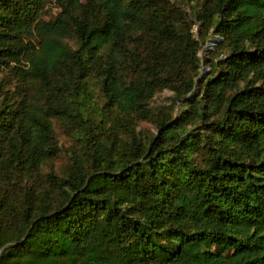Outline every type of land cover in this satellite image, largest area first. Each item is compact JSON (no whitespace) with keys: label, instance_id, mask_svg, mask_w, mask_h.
I'll return each instance as SVG.
<instances>
[{"label":"trees","instance_id":"trees-1","mask_svg":"<svg viewBox=\"0 0 264 264\" xmlns=\"http://www.w3.org/2000/svg\"><path fill=\"white\" fill-rule=\"evenodd\" d=\"M54 3L0 0V264H264V0Z\"/></svg>","mask_w":264,"mask_h":264},{"label":"rangeland","instance_id":"rangeland-1","mask_svg":"<svg viewBox=\"0 0 264 264\" xmlns=\"http://www.w3.org/2000/svg\"><path fill=\"white\" fill-rule=\"evenodd\" d=\"M180 7L183 9V11H185L186 13L189 14L188 20L192 24V28H191L192 32L196 34L198 23H197L196 19L190 13V11H191L190 4L181 3ZM46 12L48 15L46 17H50V15H54L57 12V8H56V4L54 3V0H47ZM208 37H210V36H208ZM213 38H215V37L211 36V39H213ZM210 43H211V40H207L205 43L202 44L201 48L199 49V56L202 59V63H201V67L199 69V73H198L199 75L198 76H200V75L202 76V74L208 70L206 58L210 57V53H213L215 51L214 50V48H215L214 44L215 43H212L211 45H210ZM213 55H214V53H213ZM6 74H7L6 70L0 72V79H1V77L5 76ZM170 96H171V92L168 90H164V91L156 94V96L153 98L152 104L154 106H165L166 107V106L171 104ZM173 109H177V107H173ZM56 131H57V133L60 134L58 137L59 138V144L63 148V149H61V152L59 153V155L60 156L62 155L61 158H65L64 153L67 152L65 148H68L73 143L69 139L70 137L66 138V135L62 132L60 127L56 126ZM46 169L47 168L44 167L43 170L45 171Z\"/></svg>","mask_w":264,"mask_h":264},{"label":"water","instance_id":"water-1","mask_svg":"<svg viewBox=\"0 0 264 264\" xmlns=\"http://www.w3.org/2000/svg\"><path fill=\"white\" fill-rule=\"evenodd\" d=\"M212 43H210V45H211ZM202 76H204V73H203V75Z\"/></svg>","mask_w":264,"mask_h":264}]
</instances>
